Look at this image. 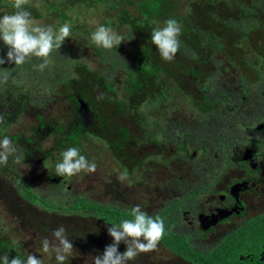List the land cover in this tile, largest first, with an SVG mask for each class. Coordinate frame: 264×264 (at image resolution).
<instances>
[{"label": "trees", "instance_id": "obj_1", "mask_svg": "<svg viewBox=\"0 0 264 264\" xmlns=\"http://www.w3.org/2000/svg\"><path fill=\"white\" fill-rule=\"evenodd\" d=\"M177 1L30 0L25 5L32 18L42 25H51L58 30L64 23L70 24L72 37L65 39L60 50L52 52L49 57L50 64L44 71L35 67L43 61L34 56L21 66L8 62L0 65V72L11 73L6 83H0V113L4 117L3 123H0V138L8 136L21 155L19 164L13 163L12 157L7 165L0 164V175L10 181L26 204L36 206L43 212L57 214L62 218L80 214L98 220L96 229L86 230L82 234L65 228L74 245L65 264H94V260L90 259L102 255L105 247L113 241L106 234V221H109L110 227V222L118 224L121 219H132L130 210L135 205L129 201L107 203L85 195H73L67 188H42L23 176L19 167L29 159L35 160L37 166L38 159H53L55 149L63 152L65 147H76L82 151L81 138L87 130L105 140L113 156L118 157L121 166L128 171L133 170L136 175L145 161L157 153L166 161L179 157L191 165L193 161L197 165L194 180L187 179L186 174L177 177L173 184L176 195L164 196L161 206L153 212L146 211L149 215H158L164 219L166 233L160 243L176 252L182 259L196 264H243L241 255L245 253L244 241L248 242V250H252L262 240L259 234L262 235L264 230V215L252 218L250 222L239 220L233 230L213 243L206 241L199 231H190V224L185 225V210L195 209L206 201L209 191L214 188V180L217 181L216 167L222 169L219 162L214 165V170L210 169L206 165L209 163L206 159L200 162V156H206L207 146L212 147V141L216 148L213 152L220 153L223 137L219 136L221 130L227 127V110L224 108L214 115L208 113L194 116L193 113L186 119L182 116L175 117L179 115L177 111L173 115L172 111L180 108L176 98L183 97L190 102L191 112H205L208 109L205 105L209 98L207 95L216 96L220 94L221 88H215L216 93H211L198 86L201 79L211 80L210 75L215 71L245 66L247 73H257L259 67L256 63L263 64L255 59L256 56L260 57L259 48L264 47V0H192L185 12H181ZM13 3L14 0H0V16L13 13ZM37 3L39 7L35 6ZM88 8H92L101 19V25L114 27L118 23L120 28L130 23L129 18L132 21L136 17L156 19L159 24L174 18L182 26L180 49L172 61H165L160 55L159 67L146 69L135 49L137 42L133 32L130 40L124 39L120 45L111 49L99 47L92 42L91 35L96 29H88L82 23ZM124 13L129 16L125 18L126 22H123ZM88 47L96 55L97 69L92 68L83 58V52ZM151 48L154 53L159 52L153 43ZM7 51V46L0 40V55L5 59ZM167 66L173 68V77L168 73ZM167 75H170L167 89H160L156 96L152 92V95L142 94L146 92L145 85L157 88L159 76L164 78ZM80 78L85 82L96 81L98 89L93 93L83 94L75 91L74 87ZM219 80L221 82V78ZM114 81L130 93L129 96L117 100L113 91ZM223 83L226 85L225 77ZM95 94L101 95L103 100L99 108L97 104L94 105L93 109L97 111L94 114L93 109L86 103L88 100L84 98L94 97ZM205 94L206 97L201 98ZM62 95L66 97L71 109L55 116L50 112L60 103L59 96ZM155 103L158 108L155 107L154 110L158 114L148 116L141 112L144 105ZM164 105L168 108L166 117L159 114ZM25 114L35 117L29 136L21 133L22 136L15 138L16 134L2 130L1 127L9 126L13 120ZM112 117L116 119L115 122ZM51 134L56 135L57 140L48 148L44 143ZM151 146L154 151L143 152V149L150 150ZM122 148H125V152ZM209 155L217 161L216 156ZM55 166L56 164L51 165L50 170L58 179L61 176H57ZM139 176L142 175L139 173ZM140 177L133 180L136 186ZM117 190L121 191L119 188ZM131 197L135 200L137 196ZM21 210H16V213ZM9 227L11 225L0 228V257L7 254L10 259L17 255L26 259L30 250H27L21 239L16 238L19 235L15 234L21 228V223H15L13 230H9ZM4 228L8 231L5 235ZM52 229L49 227L44 230ZM48 236L44 233L35 238ZM126 248L127 245L123 243L118 250L122 253ZM37 258H42L44 264H57L54 254L48 259L44 255Z\"/></svg>", "mask_w": 264, "mask_h": 264}, {"label": "rangeland", "instance_id": "obj_2", "mask_svg": "<svg viewBox=\"0 0 264 264\" xmlns=\"http://www.w3.org/2000/svg\"><path fill=\"white\" fill-rule=\"evenodd\" d=\"M191 1L192 0L177 1L181 12L187 11ZM125 18H129L128 14L126 13H124L123 16V22H126ZM129 20L130 23L124 25L126 28H120L118 23H115L114 27L111 25L106 27H110L116 33L122 35L125 40H130L132 35L131 33L133 32L136 36L137 42L135 49L140 55V61L145 63L144 65H146V69L159 67L160 54L157 51V53L152 51L151 33L155 27H163L164 24H159L156 19L149 20L139 17H136L134 21H132L131 18H129ZM82 23L88 29L95 30L101 25V19L96 16L92 8H88L83 16ZM102 25L105 26V24ZM83 58L92 68H98L96 55L93 53L92 48L88 47V49L83 52ZM163 66L164 65L162 64L161 67ZM167 70L171 77H173V68L167 66ZM170 75L164 76V78L159 76L157 88L149 84H147V86L145 85L144 89L146 92H143L142 94L147 93L150 95L152 92V94L156 96V92H158L160 89H167V81L170 78ZM114 82L115 84L113 86V91L117 100H122L124 97L129 96L130 93L128 94L124 88H121L117 81ZM96 89H98L96 81L91 80L85 82L83 78L78 79V84L74 87V90L78 91L80 94L93 93ZM59 98L60 103L50 112L55 116L71 109L69 102L66 100L64 95L59 96ZM84 99L90 101H87L86 103L92 109L95 108V104H97L99 108L100 102L103 100L99 94H95L94 97L85 96ZM177 99L180 108L172 111V113L174 115L177 111L179 117L182 116L183 119H186L192 115L191 109L189 107L190 102L183 97L176 98V100ZM155 100L157 101V98ZM113 101L117 103L115 99H113ZM222 102L223 101H221L220 104ZM155 107L158 108L156 103L149 106L144 105L141 112L148 116L158 114V111L156 110L155 112L154 110ZM167 109L168 108H165L164 105V107H161L159 114L165 116ZM218 110V107L213 108L214 112H218ZM92 112L95 114L97 111L93 109ZM0 115L2 114L0 113ZM112 121L115 122L116 119L112 117ZM32 124H35V117L25 114L20 115L17 119L13 120L9 126H4L1 128L3 131L7 130L6 132L12 133L13 135L16 134L15 138H18L22 136L21 133L29 136L31 134L30 128ZM87 131L90 132V130ZM87 131H85V135L81 138V146L83 148L80 152L87 157L89 162H94L97 167L96 171L93 173L82 171L77 175L68 177V181L72 186L69 190L73 192V195H85L90 198L101 199L107 203H111L114 200L122 201L125 199V202L129 201L135 204V206H141L142 210L144 211L153 212L156 208L161 206L160 202L164 196L176 195V192L173 189V184L177 177H180L182 174H186L190 177L194 176V168L196 166L194 165V161L192 165L190 162L187 163V161H184L179 157L166 161L165 158L161 159L162 155H159L158 153L157 155L149 158V160L147 159L144 166L139 168V173L142 175L141 177L139 176V173H137V175H132L127 169L121 166L118 157L113 156L105 140L96 136L95 134H92V132L89 133ZM121 137L123 136L121 135ZM11 138L13 139L14 136ZM55 140H57L56 135H48L44 146L49 148ZM150 148V150L143 149V152L154 151L152 149L153 146ZM66 149L67 147L64 148V150ZM122 151L125 152V148H122ZM61 160L62 152L59 149H55L53 159L48 158L43 162L38 163V166L35 163V160L29 159L27 160L28 164L21 163L19 170H21L23 176H26L31 181H35V183L45 187V185L42 183V181H44V174L49 172L51 165L57 164ZM125 171L127 172V179L121 181L118 177L120 173ZM139 177L140 180L138 182V186H136V182L133 180L139 179ZM117 188H119L122 192L121 194L118 193L119 197L116 196L117 193L113 190ZM129 192H136L139 196L133 200L131 196H127L128 194L126 193ZM206 204L207 202L202 203V205ZM20 209H22L21 212L16 213V210ZM0 222H2V224H0V228L11 225L9 230H13L12 228L15 223H21V228L18 232L19 237L16 238H19L23 241L22 243H24L28 251L30 250V253L35 254L37 257L44 255L46 259L50 258L52 255L41 253V241L44 238H35L36 236L47 233V235H49L47 238L51 240L53 230L60 226H63L68 230H75L76 234H82L83 232H86V230L92 228L96 229L97 224L99 223L96 218L91 216L86 217L77 214L62 218L57 214L46 213L43 212V210L38 209L36 206L26 204L25 201L18 196L16 190L11 186L10 181L7 180L4 175H0ZM238 222L239 220L234 219L231 223V227L237 225ZM228 225L220 226L216 234L223 233V230H226ZM105 226H107L108 229V224H105ZM49 227H52L53 229L48 231L44 230ZM5 233H8L6 229L3 231L4 235ZM106 234L111 237L108 234V231ZM212 235L215 237L214 234ZM212 235H209L207 238L212 239ZM257 244H259V242ZM243 248L247 250L249 249L248 242L246 240L243 243ZM175 253L176 252L170 249L168 250L159 243L156 249L139 253L134 260L128 261V264H176L177 262H181V258ZM90 260L93 261L94 259L91 258Z\"/></svg>", "mask_w": 264, "mask_h": 264}, {"label": "flooded vegetation", "instance_id": "obj_3", "mask_svg": "<svg viewBox=\"0 0 264 264\" xmlns=\"http://www.w3.org/2000/svg\"><path fill=\"white\" fill-rule=\"evenodd\" d=\"M258 54L260 57L256 56L255 61H260L263 64L256 63L259 69L254 75L247 73L245 66L219 70L210 75L211 80L201 79L198 86L208 89L211 93H216L215 88L223 87L222 91L225 93L216 96L207 95L209 98L205 101V105L208 109L205 112L194 110L192 114L194 113V116L197 114L207 115L208 113L214 115L225 108L228 120L227 127L221 130L219 136L223 137V147H220L221 151L217 149L220 153L213 152L216 148H214L215 142L212 141V147L207 146L206 156H200V162L206 159L209 162L206 165L210 169L214 170L216 167L214 165H217L218 162L222 167L221 170L216 167L217 181L214 180L215 184L212 185L214 188L205 198L207 204L202 205L201 203L195 209L185 210V225L190 224L191 227L188 229L199 231L209 243L226 236L233 230L237 226L231 227L234 219L250 222L252 218L264 215V59H262L264 58V47L259 48ZM223 77L226 78V85H223ZM219 78H221V82ZM200 90L202 91V89ZM199 96L201 97V95ZM205 97L206 94L201 98ZM221 99L223 102L220 104ZM214 107H218V112L213 111ZM175 117L179 116L175 115ZM128 151L130 150L128 149ZM209 154L216 156L217 161H214V157ZM40 162L43 160L38 159V163ZM129 172L133 175V170ZM54 174L49 169V172L44 174V181H42L45 187L39 184L35 185L42 188L54 186L56 189L67 188L68 190L72 187L68 178L61 176L57 179ZM51 175L53 177L49 178ZM186 176L189 180L195 178ZM113 190L116 193H121L117 189ZM133 195L139 196L136 192L129 193L127 196ZM116 196L119 197L118 194ZM96 200L102 201L101 199ZM122 201L114 200L111 203ZM229 212L231 213L229 214ZM218 213L226 216L215 219V215ZM224 225H228L227 229L223 230V233L216 234L218 228ZM18 232L15 234L18 235ZM209 235H212L213 238L208 239ZM259 238L262 239L261 242L254 245L252 250L244 249L245 253L241 255L243 264H264V231H262V235L259 234ZM162 246L165 247L163 244ZM210 247H213L212 244ZM167 249L169 250V248ZM176 264L196 263L181 258V262Z\"/></svg>", "mask_w": 264, "mask_h": 264}, {"label": "clouds", "instance_id": "obj_4", "mask_svg": "<svg viewBox=\"0 0 264 264\" xmlns=\"http://www.w3.org/2000/svg\"><path fill=\"white\" fill-rule=\"evenodd\" d=\"M29 2L30 0H14L15 11L0 16V40L8 48L6 59L0 55V65L8 62L21 66L34 56L43 61L35 67L44 71L50 64L49 57L52 52L60 50L65 39L72 37L71 25L64 23L57 30L51 25L40 24L25 8ZM35 6L39 7V4ZM181 33L182 26L174 18L167 19L163 27L153 29L152 43L158 48L165 61L170 62L175 58L180 49ZM91 40L105 49H111L125 41L122 35L104 25L96 28L91 35ZM10 77V72H0V83H6ZM220 88L218 95L223 94L222 87ZM3 121L4 117L0 115V123ZM10 157L13 158L15 164L21 161L16 145L8 136H4L0 138V164L7 165ZM96 167V164L89 162L78 148L69 147L62 152V160L56 164L55 171L57 176L71 177L82 171L93 173ZM118 178L121 181L127 179V172L120 173ZM130 215L132 219H121L118 224L110 222L111 226L107 231L113 241L105 247L102 255L94 257V264H128V261L134 260L139 253L157 248L166 233L164 219L158 215H149L139 205L131 208ZM123 243L127 245V248L121 253L118 248ZM73 249L74 245L63 226L53 230L51 240L46 237L41 241V253L54 254L57 264H65ZM0 262L2 264H44L42 258H37L32 253L28 254L26 259L18 255L10 259L9 255L5 254L0 257Z\"/></svg>", "mask_w": 264, "mask_h": 264}, {"label": "water", "instance_id": "obj_5", "mask_svg": "<svg viewBox=\"0 0 264 264\" xmlns=\"http://www.w3.org/2000/svg\"><path fill=\"white\" fill-rule=\"evenodd\" d=\"M231 212H229V214H230ZM220 214V215H219ZM223 216H226V215H224V214H221V213H218L217 215H215V219L217 218V217H223Z\"/></svg>", "mask_w": 264, "mask_h": 264}]
</instances>
